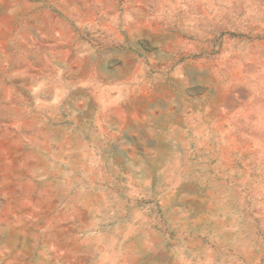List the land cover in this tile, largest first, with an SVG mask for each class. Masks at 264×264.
<instances>
[{
  "label": "rangeland",
  "instance_id": "obj_1",
  "mask_svg": "<svg viewBox=\"0 0 264 264\" xmlns=\"http://www.w3.org/2000/svg\"><path fill=\"white\" fill-rule=\"evenodd\" d=\"M0 264H264V0H0Z\"/></svg>",
  "mask_w": 264,
  "mask_h": 264
}]
</instances>
